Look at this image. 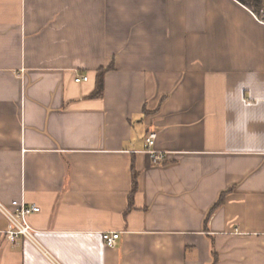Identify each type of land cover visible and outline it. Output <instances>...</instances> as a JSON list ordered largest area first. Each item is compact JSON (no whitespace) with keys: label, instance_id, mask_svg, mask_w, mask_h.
<instances>
[{"label":"crops","instance_id":"0c3cea01","mask_svg":"<svg viewBox=\"0 0 264 264\" xmlns=\"http://www.w3.org/2000/svg\"><path fill=\"white\" fill-rule=\"evenodd\" d=\"M22 199L61 264H264V8L0 0V202ZM7 229L0 264H51Z\"/></svg>","mask_w":264,"mask_h":264},{"label":"built area","instance_id":"2783aa9c","mask_svg":"<svg viewBox=\"0 0 264 264\" xmlns=\"http://www.w3.org/2000/svg\"><path fill=\"white\" fill-rule=\"evenodd\" d=\"M89 80L88 77H77L76 83H83ZM157 135L156 133L149 134L146 139L147 149H151L155 145ZM153 160L159 162L165 159L164 155L150 152ZM40 208L37 206H30L28 203L22 200H15L12 202L11 207L6 206L0 202V212L8 221V229L6 231V237L9 243L15 244L17 241L24 239L41 250L44 256L51 262V264H61L57 261L48 251L43 249L38 242L36 231L29 223V216L40 212ZM120 238L119 233H105L103 239L109 247H115L118 239Z\"/></svg>","mask_w":264,"mask_h":264},{"label":"trees","instance_id":"16d2710c","mask_svg":"<svg viewBox=\"0 0 264 264\" xmlns=\"http://www.w3.org/2000/svg\"><path fill=\"white\" fill-rule=\"evenodd\" d=\"M241 4H243L244 6L248 7L249 9L253 10L256 14L261 15V12L264 8V0H238ZM111 69H113V67H109L107 69H102L97 73V79H96V88L92 94V97L94 98H101L104 95V91H105V75L108 71H110ZM138 191V174L135 172L134 173V182H133V190L131 193V199L130 202L131 204L133 203L134 199V195L137 193ZM226 193H222L218 199V201L216 202V204L211 208V210L209 211L208 215H207V219H206V223H208V220L210 219V217L215 213V211L223 205L224 202V197H225Z\"/></svg>","mask_w":264,"mask_h":264}]
</instances>
